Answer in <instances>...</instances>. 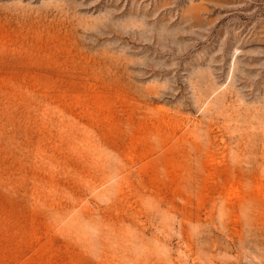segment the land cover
Here are the masks:
<instances>
[{
    "label": "rangeland",
    "instance_id": "1",
    "mask_svg": "<svg viewBox=\"0 0 264 264\" xmlns=\"http://www.w3.org/2000/svg\"><path fill=\"white\" fill-rule=\"evenodd\" d=\"M0 264H264V0H0Z\"/></svg>",
    "mask_w": 264,
    "mask_h": 264
},
{
    "label": "bare ground",
    "instance_id": "2",
    "mask_svg": "<svg viewBox=\"0 0 264 264\" xmlns=\"http://www.w3.org/2000/svg\"><path fill=\"white\" fill-rule=\"evenodd\" d=\"M34 86V85H33ZM48 88V87H47ZM48 91V90H47ZM50 94V93H49ZM48 94V95H49ZM55 94V93H54ZM115 94V93H114ZM56 95V94H55ZM58 96V95H57ZM60 96H62V95H60ZM115 96H116V94H115ZM46 97V96H45ZM55 97V96H54ZM59 97V96H58ZM99 97V96H98ZM48 98V97H47ZM50 98V97H49ZM52 98H53V96H52ZM51 98V99H52ZM56 98V97H55ZM61 99V98H60ZM99 99V98H98ZM142 99V98H141ZM53 101V100H52ZM51 101V102H52ZM65 102V101H64ZM55 105V104H54ZM148 105V104H147ZM149 106H151V105H149ZM59 108V107H58ZM70 110V109H69ZM27 111V110H26ZM72 111V110H71ZM148 111V110H147ZM44 112V111H43ZM61 112V111H60ZM64 112V111H63ZM62 113V112H61ZM65 113V112H64ZM48 114V113H47ZM149 114V113H148ZM62 115V114H61ZM73 116V115H72ZM149 116V115H148ZM168 116H170V115H168ZM172 116V115H171ZM50 117V116H49ZM77 117V116H76ZM45 118V117H44ZM67 118V117H66ZM79 118H81V117H79ZM149 118H151V117H149ZM167 118V117H166ZM170 118V117H169ZM46 119V118H45ZM36 120H37V118H36ZM171 120V119H170ZM52 123V122H51ZM61 123V122H60ZM63 124V123H62ZM163 124L165 125V123L163 122ZM169 124H170V122H169ZM177 124V123H176ZM183 124V123H182ZM158 125V124H157ZM163 125V126H164ZM172 125V124H171ZM184 125V124H183ZM186 125V124H185ZM150 126V125H149ZM167 126V125H166ZM187 126H189L188 124H187ZM135 127V126H134ZM141 127V126H140ZM160 127V126H159ZM177 127V126H176ZM180 127V126H179ZM155 128V127H154ZM167 128V127H166ZM171 128V127H170ZM71 129V128H70ZM51 130V127H50V129H49V131ZM108 130H109V128H108ZM189 130V129H188ZM117 131V130H116ZM137 132H139V130L137 131ZM178 132V131H177ZM183 132V131H182ZM50 133V132H49ZM110 133V132H109ZM146 133V132H145ZM55 134V133H54ZM54 134H53V137H54ZM208 135H209V133H208ZM52 136V135H51ZM74 136V135H73ZM75 136H76V133H75ZM180 136V135H179ZM110 137V136H109ZM206 137H208V136H206ZM216 138V137H215ZM214 138V139H215ZM58 139V138H57ZM60 139V138H59ZM65 139V138H64ZM139 139V138H138ZM208 139H209V137H208ZM211 139V138H210ZM209 139V140H210ZM213 139V138H212ZM55 140V139H54ZM208 140V141H209ZM50 141V140H49ZM60 141V140H59ZM213 141H215V140H213ZM128 142V141H127ZM159 142V141H158ZM157 143V142H156ZM168 143V142H167ZM209 143H211V141L209 142ZM214 143V142H213ZM53 145V144H52ZM60 145V144H59ZM130 145V144H129ZM90 146V145H89ZM161 146V145H160ZM170 146V145H169ZM209 146V145H208ZM211 147H212V145H210ZM216 146V145H215ZM55 147V146H54ZM95 147V146H94ZM162 147V146H161ZM210 148V147H209ZM212 148H214V146L212 147ZM59 149V148H58ZM135 149V148H134ZM150 149H151V147H150ZM158 149V148H157ZM160 149V148H159ZM122 150V149H121ZM132 150V149H131ZM142 149H140V151H141ZM162 150V149H161ZM161 150H160V153L158 154L159 156H164L165 157V154L163 153L164 152V150H163V152H161ZM213 150H215V149H213ZM212 150V151H213ZM65 151V150H64ZM139 151V152H140ZM89 152V151H88ZM101 152H103V151H101ZM132 152V151H131ZM211 152V151H210ZM209 152V153H210ZM109 153V152H108ZM134 153V152H133ZM196 153V152H195ZM90 154V153H89ZM122 154V153H121ZM132 154V153H131ZM194 154V153H193ZM202 155V154H201ZM213 155V154H212ZM53 156H55V155H53ZM132 156V155H131ZM134 156V155H133ZM137 156V155H136ZM211 156V155H210ZM126 157V156H125ZM127 157H128V155H127ZM212 157V156H211ZM114 158H115V156H114ZM131 158V157H130ZM129 158V159H130ZM171 158V157H170ZM212 158H214V156L212 157ZM211 158V159H212ZM44 159H46V158H44ZM68 159V158H67ZM104 159V158H103ZM143 159V158H142ZM50 160V159H49ZM59 160V159H58ZM109 160V159H108ZM137 160V159H136ZM197 160V159H196ZM202 160V159H201ZM214 160H215V158H214ZM103 161V160H102ZM134 161V160H133ZM163 161H164V159H163ZM131 162V161H130ZM215 162V161H214ZM77 163V162H76ZM209 163H211V162H209ZM105 164V163H104ZM129 164V163H128ZM186 164V163H185ZM189 164V163H188ZM193 164V163H192ZM112 165V164H111ZM110 165V166H111ZM142 165V164H141ZM55 166V165H54ZM74 166V165H73ZM104 166V165H103ZM113 166V165H112ZM122 166V165H121ZM127 166V165H126ZM138 166V165H137ZM148 166V165H147ZM192 167V165H190L189 164V167ZM194 166V165H193ZM213 166V165H212ZM105 167V166H104ZM150 167H152V166H150ZM157 167H159V166H157ZM186 167V166H185ZM189 167H187V168H189ZM190 167V168H191ZM195 167V166H194ZM75 168V167H74ZM107 168V167H106ZM125 168V167H124ZM127 168V167H126ZM135 168V167H134ZM137 168V167H136ZM163 168L165 169V166H163ZM189 168V169H190ZM208 168H209V166H208ZM241 168V167H240ZM184 169V168H183ZM193 168H191V170H192ZM207 169V168H206ZM58 170V169H57ZM136 170H138V169H136ZM188 169H186V171H187ZM210 170V169H209ZM243 170V169H242ZM51 171V170H50ZM104 171V170H103ZM157 171V170H156ZM159 171H160V167H159ZM162 171V170H161ZM164 171V170H163ZM168 171V170H167ZM190 171V170H189ZM194 171V170H193ZM208 171V170H207ZM235 171V170H234ZM234 171H232L233 173H234ZM80 172V171H79ZM138 172V171H137ZM148 172V171H147ZM174 172V171H173ZM243 172H245V171H243ZM242 172V173H243ZM53 173V172H52ZM87 173V172H86ZM126 173V172H125ZM139 173V172H138ZM186 173H188V172H186ZM211 173V172H210ZM182 174V173H181ZM192 174V173H191ZM190 174V175H191ZM241 174V173H240ZM244 174V173H243ZM182 175H185V173H183ZM196 175V174H195ZM222 175V174H221ZM234 175H239V174H234ZM247 175V174H246ZM105 176V175H104ZM115 176V175H114ZM170 176V175H169ZM186 176H187V174H186ZM192 176V175H191ZM197 176V175H196ZM195 176V177H196ZM213 176V175H212ZM228 176V175H227ZM98 177H99V175H98ZM112 177V176H111ZM125 177H127V176H125ZM185 177V176H184ZM188 177V176H187ZM193 177V176H192ZM214 177V176H213ZM240 177V176H239ZM246 177V176H245ZM48 178V177H47ZM189 178H190V176H189ZM210 178H211V176H210ZM228 178V177H227ZM244 178V177H243ZM154 179V178H153ZM169 179V178H168ZM180 179V178H179ZM196 179V178H195ZM199 179V178H198ZM214 179V178H213ZM213 179H212V181H213ZM216 179H217V177H216ZM231 179H232V181H233V179L234 178H232L231 177ZM230 179V180H231ZM146 180V179H145ZM104 181V180H103ZM112 181V180H111ZM144 181V180H143ZM153 181V180H152ZM155 181V180H154ZM158 181H160V180H158ZM172 181H173V179H172ZM69 182V181H68ZM145 182V181H144ZM148 182V181H147ZM146 182V183H147ZM179 182V181H178ZM192 182V181H191ZM208 182H210V180L208 181ZM230 182V181H229ZM235 182V181H234ZM236 183V182H235ZM112 184V183H111ZM152 184H154V183H152ZM163 184H165V183H163ZM192 184V183H191ZM214 184H215V182H214ZM214 184H213V187H214ZM226 184V183H225ZM239 184V183H238ZM68 185V184H67ZM106 185V184H105ZM151 185V184H150ZM171 185V184H170ZM187 185H189L188 183H187ZM196 185V184H195ZM227 185V184H226ZM225 185V186H226ZM47 186V185H46ZM50 186V185H49ZM109 186V185H108ZM172 186V185H171ZM176 186H177V184H176ZM215 186H216V184H215ZM228 186V185H227ZM232 186V185H231ZM235 186H237V185H235ZM53 187V186H52ZM111 187V186H110ZM136 187V186H135ZM148 187V186H147ZM158 187V186H157ZM189 187H191V185L189 186ZM199 187V186H198ZM208 187V186H207ZM211 187V186H210ZM240 187V186H239ZM69 188H70V186H69ZM97 188V187H96ZM234 188H236V187H234ZM93 189V188H92ZM130 189V188H129ZM162 189V188H161ZM172 189V188H171ZM139 190V189H138ZM141 190V189H140ZM148 190H150V189H148ZM147 190V191H148ZM177 190V189H176ZM181 190V189H180ZM223 190H224V187H223ZM235 190V189H234ZM51 191V190H50ZM88 191H89V189H88ZM126 191V190H125ZM135 191V190H134ZM151 191V190H150ZM178 191V190H177ZM177 191H175L176 193H177ZM182 191V190H181ZM196 191V190H195ZM214 191V190H213ZM219 191H221L220 189H219ZM238 191V190H237ZM127 192V191H126ZM142 192V191H141ZM157 192V191H156ZM172 193H173V190L171 191ZM205 192V191H204ZM218 192V191H217ZM94 193V192H93ZM127 193H129V192H127ZM137 193V192H136ZM158 193V192H157ZM156 193V194H157ZM161 193V192H160ZM182 193V192H181ZM228 193V192H227ZM233 193V192H232ZM151 194V193H150ZM159 194V193H158ZM183 194V193H182ZM222 194H223V192H222ZM235 194V193H234ZM58 195V194H57ZM60 195V194H59ZM66 195V194H65ZM137 195V194H136ZM196 195V194H195ZM198 195H199V193H198ZM228 196H230V195H228ZM232 196H233V194H232ZM237 197V196H236ZM62 198V197H61ZM140 198V197H139ZM202 198V197H201ZM69 199V198H68ZM78 199H80V198H78ZM119 199V198H118ZM149 199V198H148ZM159 199V198H158ZM162 199H164V198H162ZM205 199V198H204ZM45 200V199H44ZM51 200V199H50ZM71 200V199H70ZM150 200H152V199H150ZM180 200V199H179ZM226 200V199H225ZM184 202H185V200H183ZM222 201H224V200H221V202ZM227 201V200H226ZM243 201V200H242ZM241 201V202H242ZM229 202V201H228ZM232 202V201H231ZM247 202H249V200L247 201ZM142 203V202H141ZM220 203V202H219ZM72 205V204H71ZM74 205V204H73ZM159 205V204H158ZM83 206V205H82ZM218 206V205H217ZM85 207V206H84ZM157 207V206H156ZM219 207H220V204H219ZM228 207V206H227ZM114 208H115V205H114ZM121 208H123V207H121ZM171 208V207H170ZM247 208V207H246ZM88 209V208H87ZM177 209V208H176ZM218 209H220L221 210V215H224V217L227 215L226 213H225V211L227 210V208H226V205L225 204H223L222 206H221V208H218ZM247 209H249V208H247ZM251 209V208H250ZM93 210V209H92ZM106 210H108V208L106 209ZM120 210V209H119ZM140 210V209H139ZM84 211H86V210H84ZM121 211V210H120ZM124 211V210H123ZM153 211V210H152ZM177 211H178V209H177ZM185 211H186V209H185ZM218 211V210H217ZM124 212H126V211H124ZM131 212V211H130ZM88 213V212H87ZM92 213V212H91ZM90 213V215H92ZM150 213V212H149ZM153 213V212H152ZM89 214V213H88ZM94 214V213H93ZM119 214V213H118ZM148 214V213H147ZM146 214V215H147ZM151 214V213H150ZM153 215V214H152ZM159 215V214H158ZM193 215V214H192ZM219 215V214H218ZM84 216V215H83ZM148 216V215H147ZM151 216V215H150ZM160 216V215H159ZM100 217H101V215H100ZM111 217V216H110ZM142 217V216H141ZM226 218V217H225ZM117 220V219H116ZM103 221V220H102ZM118 221V220H117ZM122 221V220H121ZM141 221V220H140ZM152 221H154V220H152ZM200 221V220H199ZM109 223V222H108ZM118 223V222H117ZM154 223V222H153ZM106 225V224H105ZM136 225V224H135ZM121 226V225H120ZM41 245V244H40ZM42 246V245H41ZM33 257V256H32Z\"/></svg>",
    "mask_w": 264,
    "mask_h": 264
}]
</instances>
